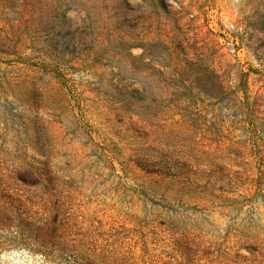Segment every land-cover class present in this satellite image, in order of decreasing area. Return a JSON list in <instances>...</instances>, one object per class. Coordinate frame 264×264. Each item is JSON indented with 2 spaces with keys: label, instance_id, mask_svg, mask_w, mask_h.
<instances>
[{
  "label": "rangeland",
  "instance_id": "1",
  "mask_svg": "<svg viewBox=\"0 0 264 264\" xmlns=\"http://www.w3.org/2000/svg\"><path fill=\"white\" fill-rule=\"evenodd\" d=\"M0 264H264V0H0Z\"/></svg>",
  "mask_w": 264,
  "mask_h": 264
}]
</instances>
